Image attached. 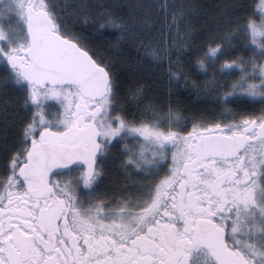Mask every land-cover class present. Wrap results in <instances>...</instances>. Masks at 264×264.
Here are the masks:
<instances>
[{"label": "snow or ice", "instance_id": "snow-or-ice-1", "mask_svg": "<svg viewBox=\"0 0 264 264\" xmlns=\"http://www.w3.org/2000/svg\"><path fill=\"white\" fill-rule=\"evenodd\" d=\"M0 264H264V0H0Z\"/></svg>", "mask_w": 264, "mask_h": 264}]
</instances>
